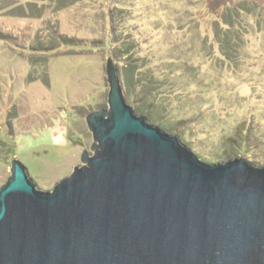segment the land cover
I'll use <instances>...</instances> for the list:
<instances>
[{
	"label": "rangeland",
	"instance_id": "obj_1",
	"mask_svg": "<svg viewBox=\"0 0 264 264\" xmlns=\"http://www.w3.org/2000/svg\"><path fill=\"white\" fill-rule=\"evenodd\" d=\"M108 59L136 116L264 165V0H0V187L13 160L53 188L93 153Z\"/></svg>",
	"mask_w": 264,
	"mask_h": 264
},
{
	"label": "water",
	"instance_id": "obj_2",
	"mask_svg": "<svg viewBox=\"0 0 264 264\" xmlns=\"http://www.w3.org/2000/svg\"><path fill=\"white\" fill-rule=\"evenodd\" d=\"M108 110L86 118L81 166L40 188L11 162L0 264H264V165L209 160L136 116L107 64Z\"/></svg>",
	"mask_w": 264,
	"mask_h": 264
},
{
	"label": "trees",
	"instance_id": "obj_3",
	"mask_svg": "<svg viewBox=\"0 0 264 264\" xmlns=\"http://www.w3.org/2000/svg\"><path fill=\"white\" fill-rule=\"evenodd\" d=\"M236 11L240 12L239 9H233V14L234 15H236ZM138 71H139V69H135L133 64L128 63L126 65V72L129 74V77H131V79L137 77L136 73ZM158 94H161V93H158L157 90L155 92L151 93L152 99L150 100V103L151 104H157L158 107L162 110L163 115H164V114H166L165 105H164V102L161 100L162 98L158 97ZM137 112H138V110H137ZM150 121L154 122L152 119ZM155 123H157V122H155ZM158 124L161 125L160 123H158ZM160 127L164 131H169L170 130L169 127H167V126H165L163 124Z\"/></svg>",
	"mask_w": 264,
	"mask_h": 264
}]
</instances>
